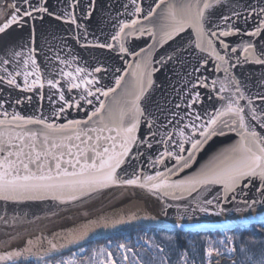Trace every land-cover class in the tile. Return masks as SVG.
Masks as SVG:
<instances>
[{"label":"snow or ice","instance_id":"6c2138e0","mask_svg":"<svg viewBox=\"0 0 264 264\" xmlns=\"http://www.w3.org/2000/svg\"><path fill=\"white\" fill-rule=\"evenodd\" d=\"M57 3L53 11L49 0H4L0 201L83 205L82 198L104 189L133 187L160 201L165 216L175 207L177 220L169 231L179 232L189 212L219 216L228 211L225 205L237 213L264 207V0L243 7L242 0H122L99 32L91 26L96 0ZM46 17L67 25L71 34L51 45L46 34L38 46L35 22ZM241 19L251 26L238 27ZM25 28L28 35H18ZM169 62L191 70L177 90L179 100L162 106L152 96L153 73ZM209 64L212 77L201 74ZM246 66L260 75L234 74ZM201 89L208 90V99L215 97L213 104H205ZM25 105L39 115H22ZM72 111L86 116L69 118ZM142 128L147 131L140 135ZM233 133L234 143L188 173L214 137ZM139 156H146L153 171L121 168ZM240 219L264 231V213ZM220 231L233 229L228 224ZM167 240V251L162 242L144 240L145 251L158 250L152 257L158 264H170L173 236ZM206 243L191 259L185 252L178 264H197V255L199 264H220L221 258L237 264V257H243L240 264H264V240L237 244L234 235H224ZM50 251H58L55 244ZM21 255L0 252V264H17ZM138 255L136 246L122 242L91 256L81 248L55 264H142ZM39 262L52 264L43 256Z\"/></svg>","mask_w":264,"mask_h":264},{"label":"water","instance_id":"95a60500","mask_svg":"<svg viewBox=\"0 0 264 264\" xmlns=\"http://www.w3.org/2000/svg\"><path fill=\"white\" fill-rule=\"evenodd\" d=\"M83 2L87 3L88 0H83ZM247 2L248 0H242L241 7ZM121 3L122 0H96V11L91 26L99 32L106 23L105 18L110 13L115 15L120 9ZM49 7L51 10L57 11L59 8L57 0H49ZM3 11L4 0H0V14ZM237 26L243 29L250 27L251 22L245 25L241 19ZM35 28L38 46L44 44L46 34L50 45L58 44L61 38H66L71 34L67 25H62L50 17H46L43 21H36ZM28 31L25 28L18 35L26 37ZM228 39L235 42L237 38L230 37ZM67 43L72 45L81 55L88 56V53L79 49L73 40L69 39ZM165 47L167 48V46ZM159 51L163 52L164 49ZM42 59L41 57V61ZM128 59L131 62V58ZM110 62L123 67V62L118 59H113ZM156 67L159 68V71L153 73L154 84L151 89L154 102L163 106L172 100H179L177 90L182 87L187 79V73L191 69L172 62L163 67L160 65H156ZM201 74L212 77L214 75L212 64H209L207 70H202ZM234 74L242 78L260 75L258 71H255L254 66L235 69ZM215 75L223 78L222 73ZM201 91L205 94V104H213L215 97L210 100L208 99V90L201 89ZM19 111L26 117L39 115L27 105L20 107ZM45 115H49V113L46 112ZM85 116L86 113L83 111H72L69 118H84ZM145 131L147 129L142 128L140 135H143ZM237 139L238 137H235L234 133L228 137H214L210 144L198 154L197 162L192 169L187 170L188 173L191 174L198 170L218 150L229 146ZM135 152L136 148L134 147L131 155H134ZM132 166H136L138 170L142 167L145 171H153L148 167L146 156H139L134 160L126 161L121 168H131ZM118 171L120 170L118 169ZM82 199L86 201L83 205L79 201H69L63 205L52 201L20 203L0 201V216L3 217L0 219V252L20 251L22 255L15 259L28 256L37 257L46 253H54L50 251L52 244H55L58 250L55 252H59L96 239L109 237L126 227L143 226L171 230L172 224L177 220L175 207L169 208L168 214L165 216L161 210V202L138 188L113 186L102 190L100 193L92 194L91 199L87 197ZM169 202L173 204L184 203L183 201ZM225 207L228 211L219 216L199 211L189 212L190 219L186 217L182 221L187 225L183 231H220L228 224L231 225L232 229L248 226L252 224H245L240 217L247 218L253 214L264 213V207L259 206L256 208V213H237L231 205H225ZM153 216L157 217L155 221L151 219Z\"/></svg>","mask_w":264,"mask_h":264},{"label":"trees","instance_id":"16d2710c","mask_svg":"<svg viewBox=\"0 0 264 264\" xmlns=\"http://www.w3.org/2000/svg\"><path fill=\"white\" fill-rule=\"evenodd\" d=\"M168 235L173 236L172 248L173 251L168 253L170 259V264H178V259L185 252L189 254L191 259L193 255L199 253L202 247H207L206 241L208 239L217 240L223 238L224 235H234V242L239 244L241 241L264 240V231H260L254 228L252 225L234 228L232 232L223 233L222 231H169L161 228L154 227H126L121 229L119 232L113 234L110 237L96 239L94 241L88 242L83 245V249L86 250L89 256L92 255L93 250H98L103 247L106 248L109 244L115 246L122 242H128L131 246H136V251L139 253L138 258L141 259L142 264H158L157 261H153V255L158 251L152 249L150 251H145V246L140 247L144 244V240H155L156 242L163 243V246L168 249L169 242L167 240ZM139 243V244H138ZM257 251V249H253ZM243 257H237V264ZM197 264H199V256L197 255ZM220 264H232V261L223 258Z\"/></svg>","mask_w":264,"mask_h":264},{"label":"rangeland","instance_id":"374dc122","mask_svg":"<svg viewBox=\"0 0 264 264\" xmlns=\"http://www.w3.org/2000/svg\"><path fill=\"white\" fill-rule=\"evenodd\" d=\"M139 244V243H138ZM144 245V244H143ZM145 247H147V245H144ZM83 246L80 245V246H77V247H73L69 250H67L66 252H62V254L60 252H54V253H48V255H40V256H37L35 259H34V262L35 264H43V262H39V257L43 256L44 257V261H48V260H51L52 261V264H55V261L57 259H61V258H67L69 256L72 255L73 252H79V250L82 248ZM103 248V247H101ZM99 248V249H101ZM99 249L96 250L97 252H99ZM65 253V254H64ZM97 259H99V257H97ZM223 258L220 259V261L222 260ZM230 260V259H229ZM28 261H32V260H28Z\"/></svg>","mask_w":264,"mask_h":264},{"label":"flooded vegetation","instance_id":"af4514ba","mask_svg":"<svg viewBox=\"0 0 264 264\" xmlns=\"http://www.w3.org/2000/svg\"><path fill=\"white\" fill-rule=\"evenodd\" d=\"M32 258L33 257L28 256V257H24L21 259H16V261H17V264H35L32 261H28V260H31Z\"/></svg>","mask_w":264,"mask_h":264}]
</instances>
